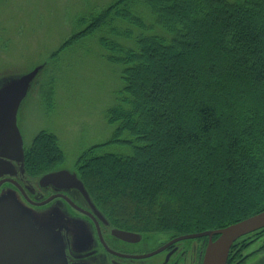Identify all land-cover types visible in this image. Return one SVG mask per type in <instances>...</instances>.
<instances>
[{
	"label": "trees",
	"instance_id": "obj_1",
	"mask_svg": "<svg viewBox=\"0 0 264 264\" xmlns=\"http://www.w3.org/2000/svg\"><path fill=\"white\" fill-rule=\"evenodd\" d=\"M245 17L264 32V0H110L78 14L49 64L36 65L46 111L58 56L71 47L93 42L123 67L106 111L112 137L78 152L74 171L110 225L188 234L264 210V37L231 28ZM248 59V70L238 66ZM27 152L34 174L64 156L43 132Z\"/></svg>",
	"mask_w": 264,
	"mask_h": 264
},
{
	"label": "rangeland",
	"instance_id": "obj_2",
	"mask_svg": "<svg viewBox=\"0 0 264 264\" xmlns=\"http://www.w3.org/2000/svg\"><path fill=\"white\" fill-rule=\"evenodd\" d=\"M109 1L0 0V27L4 28L3 33L0 31V39L5 42L0 45V87L32 71L36 65L47 66L49 56L69 35V24L72 20L91 5L102 6ZM225 1L235 5H241L244 1L248 5H255L256 2V0ZM229 18L232 19V15ZM231 28L238 31V35L249 32L258 38L264 37L259 24L251 23L246 17L232 21ZM205 36L204 38L207 37ZM84 42L58 56L53 72L55 87L48 91L50 101L47 110L49 111L43 106L46 100L42 99V93L48 90L43 72H36L28 96L20 108L19 128L23 136V145L28 148L35 136L43 132L58 141L64 154L60 162L55 161L47 165L44 168L46 170L35 174L36 176L59 169L75 171L78 152L94 144L104 143L112 137L114 126L107 122L106 111L114 104L115 94L121 87L120 71L122 72L123 67L105 60L93 42L90 44L89 41ZM235 42L239 43V36L236 37ZM248 47L245 45L246 52L250 49ZM242 50L244 49H236L238 54H241ZM250 65L248 59L245 65L238 66L248 70ZM221 73L223 79H226V71ZM160 133V136L164 135L163 131ZM112 148L114 147L111 146L106 151L116 150ZM83 165L84 163L81 162V166ZM137 167L141 166L137 165ZM30 172L33 173L31 170ZM69 196L76 199L71 192ZM111 203L114 207H119L122 200L117 199ZM38 211L43 210L38 209ZM56 213L58 222L65 221L69 226L75 227L91 226L88 219L75 215L70 209L65 217L61 210H57ZM159 234L154 232L152 235L155 237ZM243 243H246L243 239L238 241V245ZM249 247L244 250L245 254L253 248V246ZM159 251L160 249L150 255ZM252 259L264 261V251L253 256Z\"/></svg>",
	"mask_w": 264,
	"mask_h": 264
},
{
	"label": "flooded vegetation",
	"instance_id": "obj_3",
	"mask_svg": "<svg viewBox=\"0 0 264 264\" xmlns=\"http://www.w3.org/2000/svg\"><path fill=\"white\" fill-rule=\"evenodd\" d=\"M17 127L21 134L18 119ZM27 153V146L23 145L21 157H0V216L10 214L13 219L19 216L31 228L39 231L56 249L60 241L62 264H202L204 249L208 243L207 237L172 242L180 234L160 233L154 237V232L112 226L107 221L94 217L98 224L95 226L90 216L93 213L90 203L83 195L76 189H59L52 184L41 185L39 176L31 173L27 167ZM70 192L76 199L69 196ZM60 194L82 211L74 209L66 199L58 197ZM41 201L43 204H35ZM14 208L18 211L15 212ZM38 209L43 211L39 212ZM69 209L75 215L88 219L91 226L75 227L69 226L65 221L58 222L56 211L61 210L65 217ZM4 210L8 212L2 213ZM84 211L91 214L88 215ZM14 231L16 230H0V242L6 241V246H11V242L3 238V233ZM116 231L129 232L133 236L121 237ZM245 242L241 245L234 244L227 264H264L261 259H252L264 251V234L261 233ZM249 246L253 248L245 254L244 250ZM159 249V252L150 255ZM6 255L10 257L15 253L11 251ZM24 255L18 253L19 261L20 258L24 259ZM55 255L57 256L56 251Z\"/></svg>",
	"mask_w": 264,
	"mask_h": 264
},
{
	"label": "water",
	"instance_id": "obj_4",
	"mask_svg": "<svg viewBox=\"0 0 264 264\" xmlns=\"http://www.w3.org/2000/svg\"><path fill=\"white\" fill-rule=\"evenodd\" d=\"M37 71L38 69H35L0 88V156L11 157L20 150L21 139L15 125V115ZM60 181H65L66 187L77 188L87 197L82 183L74 174L65 170L43 175L40 179L41 185ZM13 210L18 211L15 208ZM7 212L4 210L2 213ZM11 216L10 214L0 216L3 218L0 219V230H16L3 233V238L10 241L11 246H6V241L0 242V264H51L48 255L50 250L44 237L39 232L29 230L27 224L19 216L16 219ZM261 228H264V210L226 227L183 235L175 240L204 236L211 238L213 235H218L214 241H209L204 253L203 264H226L232 243L239 237ZM11 251L15 255L10 258L6 253ZM19 252L25 254L24 259L20 258V261L17 257ZM51 259L52 264H60L59 255L56 260L52 254Z\"/></svg>",
	"mask_w": 264,
	"mask_h": 264
}]
</instances>
